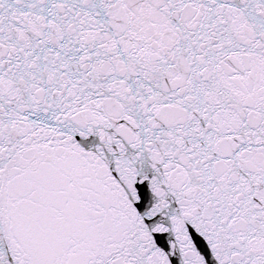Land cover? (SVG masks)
I'll return each instance as SVG.
<instances>
[{"label":"snow or ice","instance_id":"6c2138e0","mask_svg":"<svg viewBox=\"0 0 264 264\" xmlns=\"http://www.w3.org/2000/svg\"><path fill=\"white\" fill-rule=\"evenodd\" d=\"M0 264H264V0H0Z\"/></svg>","mask_w":264,"mask_h":264}]
</instances>
